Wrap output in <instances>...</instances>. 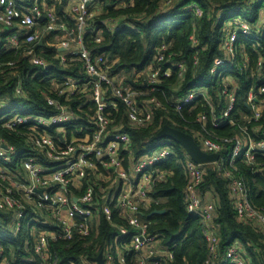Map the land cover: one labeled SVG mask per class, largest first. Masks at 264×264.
Segmentation results:
<instances>
[{"label": "built area", "instance_id": "obj_1", "mask_svg": "<svg viewBox=\"0 0 264 264\" xmlns=\"http://www.w3.org/2000/svg\"><path fill=\"white\" fill-rule=\"evenodd\" d=\"M57 1L33 0L27 4L25 0H0V34L12 31L4 47L26 58L30 68L49 72L43 75L48 79L42 83L46 101L43 108L14 106L9 98L0 96V128L18 136L28 150L21 154L16 144L0 134V212L7 214L5 219L0 217V230L8 238L23 230L30 234L19 249L21 257L14 247L7 248L0 240V264H60V249L76 246L86 250L79 253L78 260L68 257L63 264H99L96 260L99 254L103 264H169L174 254L150 232L151 222L145 213L156 201L152 195L156 180L153 166L172 154L175 145L162 140L151 153L134 156L132 135L123 130V124H117L115 114L121 102L126 106L129 124L150 125L156 109L163 106L153 93L157 83L172 76L173 67L178 69L179 80L185 78L188 64L173 61L159 65L166 59L167 47L163 46L143 73H135L132 78L123 71L115 73L116 61L103 52L94 53L88 46L89 38L102 40L95 27L96 14L91 10L98 0H70L64 13L57 11ZM191 9L198 16L203 13L196 4ZM235 23L238 28L226 30L207 80L196 79L197 85L214 80L220 83L215 92H218L221 115L215 114L216 103L211 102L206 85L189 89L173 102L180 111L202 94L211 104L215 126L226 121L235 124L229 116L239 99L240 79L246 77L250 82L242 96L248 113L242 117L254 125L240 124L242 135L234 138L231 151L223 152L227 138L216 140L203 127L196 133L200 146L206 152L220 153V159L200 163L187 151L184 154L183 167L188 179L185 204L187 211L199 217L203 224L208 245L204 264H255L253 253L240 239L234 240L224 252L221 250L220 227L215 220L219 208L217 197L205 200L202 191L209 165H216L229 178L239 221L264 236V211L250 201L243 179L231 169L223 168L225 161L233 163L241 157L253 161L257 154L264 156V53L259 54L254 67L252 55L245 53L243 47L246 40L264 38V20L261 29L245 20ZM191 38L197 46L195 33ZM48 40L56 48L55 60H49L45 53L50 45ZM196 61L199 62L198 52ZM75 66L79 74L65 72ZM232 74L235 77L230 78ZM10 76L17 78V102L29 99L16 59L0 61V78L7 81ZM136 81L145 83L147 89L134 87ZM206 120L205 114L197 118L203 125ZM164 176L161 173L158 179ZM98 184L101 185L97 187ZM103 221L117 232L101 238ZM261 241L264 242V237ZM254 251L261 254L264 264L261 246L255 245Z\"/></svg>", "mask_w": 264, "mask_h": 264}, {"label": "trees", "instance_id": "obj_2", "mask_svg": "<svg viewBox=\"0 0 264 264\" xmlns=\"http://www.w3.org/2000/svg\"><path fill=\"white\" fill-rule=\"evenodd\" d=\"M31 4L33 0H25ZM70 0H58L56 9L64 13ZM103 10L94 17L95 27L102 37L100 42L93 38L88 39V46L95 52H103L111 60H115L113 71H123L132 78L135 73H143L151 67L155 61L159 49L166 46V59L159 65L166 66L173 61H183L188 64L185 78L178 79V69L173 67L175 72L172 76H166L157 83V90L154 95L159 97L163 106L156 109L153 121L147 127H137L129 124L126 114V106L119 103V111L115 114L117 124H123V130H128L132 135L131 150L136 157L142 154L151 153L160 141L170 140L174 143V152L163 160L154 164L153 175L156 178L152 195L158 202H153L146 211L145 216L151 222L150 232L156 234L164 245L174 254V259L169 264H204L208 257V245L203 235V224L199 217L194 216L186 209L184 189L187 184V175L183 167L184 148L173 139L166 137L158 138V133L164 125L183 130L190 133L200 142L197 132L203 127L216 140H228L224 142V153L231 151L235 144L234 138L242 135L240 124H248L243 119V114L248 113V108L242 99L245 90L250 82L246 77L240 79V93L236 107L231 111L229 119L235 124L226 121L221 125L213 124V112L211 104L204 95L198 94L189 105L183 106L178 111L174 108L173 102L182 97L186 91L194 87L206 85L210 89L211 102H215V114L221 115V105L217 96L220 83L217 80L212 83L197 85L196 79L207 80L213 60L220 53L219 47L225 36L226 30L230 27L238 28L241 20L247 21L256 29H261L264 20V0H175L167 4V0H98ZM198 5L202 9V15H196L191 9L192 5ZM117 22L113 27L112 23ZM234 29V28H231ZM12 31L0 34V61L16 59L19 61L20 74L24 77V85L28 98L24 102H17L15 96L16 76H10L7 81L0 78V96L9 98L14 106L22 105L25 108H40L45 106L46 101L42 94L47 83L49 72L32 69L26 58L17 55L13 49L4 47L6 37ZM195 33L198 45L195 46L191 35ZM95 34V33H94ZM98 34V33H97ZM89 34L88 36H90ZM96 35V34H95ZM50 45L46 46V54L49 60H55L56 48L48 40ZM245 53L251 54L253 60L251 66L256 65L259 54L264 53V38L260 40H246L243 44ZM198 52L199 62L196 61ZM167 61H169L167 63ZM75 72L77 67L66 69L65 72ZM63 72V71H61ZM31 73V74H30ZM28 74V77L25 76ZM45 79L43 75H45ZM235 77V74L229 76ZM134 87L147 89L145 83H134ZM210 94V93H209ZM200 114H205L207 120L205 125L197 121ZM69 129H72L69 127ZM0 134L14 143L20 153H26L27 145L13 133L0 128ZM22 165V157H20ZM125 164H128L126 159ZM16 165V164H15ZM11 169L13 165L9 166ZM231 169L245 182L250 193L252 204L264 211V156L257 154L253 161L244 157L236 159L233 163L224 162V167ZM236 169V172L234 171ZM163 173V179L158 175ZM94 184V182H93ZM229 178L219 170L216 165H209L208 174L202 185V191L213 189L218 201V214L216 222L219 224L221 233V250H224L234 240L240 239L249 252L253 253L255 264H262L261 254L254 251V246L259 245L264 250L263 234L250 225L239 221L233 200L230 195ZM98 184L97 187H99ZM107 185V183H102ZM156 209H165L163 213L154 212ZM7 214L0 212L1 219ZM118 219V218H117ZM119 220V219H118ZM122 222V220H121ZM101 238L114 235L117 232L108 222L103 221L100 225ZM26 230L21 231L16 237L8 238L0 230V240L8 248L14 247L16 254L21 257L19 249L24 245ZM26 237V238H25ZM249 243L253 244L249 246ZM86 250V247L76 246L72 249H60L59 262L63 264L68 257L78 260L79 253Z\"/></svg>", "mask_w": 264, "mask_h": 264}, {"label": "water", "instance_id": "obj_3", "mask_svg": "<svg viewBox=\"0 0 264 264\" xmlns=\"http://www.w3.org/2000/svg\"><path fill=\"white\" fill-rule=\"evenodd\" d=\"M157 136L159 139L169 137L178 142L196 162L210 163L220 159V153H210L204 151L193 135L168 124L162 127ZM165 211V209H156L154 212L163 213ZM96 260L99 264H103L102 254H99L96 257Z\"/></svg>", "mask_w": 264, "mask_h": 264}, {"label": "crops", "instance_id": "obj_4", "mask_svg": "<svg viewBox=\"0 0 264 264\" xmlns=\"http://www.w3.org/2000/svg\"><path fill=\"white\" fill-rule=\"evenodd\" d=\"M91 8H92L91 10H92L93 12H95V14L100 13V12L103 10V6L101 5V3H100L99 1L94 2V3L92 4ZM112 25H113V27H115V26L117 25V22L112 23ZM204 196H205V195H204Z\"/></svg>", "mask_w": 264, "mask_h": 264}, {"label": "rangeland", "instance_id": "obj_5", "mask_svg": "<svg viewBox=\"0 0 264 264\" xmlns=\"http://www.w3.org/2000/svg\"><path fill=\"white\" fill-rule=\"evenodd\" d=\"M136 77L137 78H139V76L138 75H136ZM206 194H204L205 196H204V199L205 200H212L213 198H215L216 197V195L214 194V191H213V189H206Z\"/></svg>", "mask_w": 264, "mask_h": 264}, {"label": "clouds", "instance_id": "obj_6", "mask_svg": "<svg viewBox=\"0 0 264 264\" xmlns=\"http://www.w3.org/2000/svg\"><path fill=\"white\" fill-rule=\"evenodd\" d=\"M185 150V149H184ZM186 151V150H185Z\"/></svg>", "mask_w": 264, "mask_h": 264}]
</instances>
